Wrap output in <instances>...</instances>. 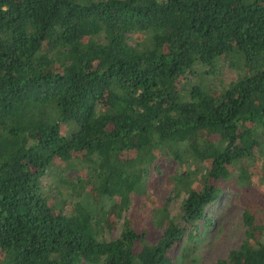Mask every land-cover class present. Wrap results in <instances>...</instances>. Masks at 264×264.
Listing matches in <instances>:
<instances>
[{"label":"trees","instance_id":"16d2710c","mask_svg":"<svg viewBox=\"0 0 264 264\" xmlns=\"http://www.w3.org/2000/svg\"><path fill=\"white\" fill-rule=\"evenodd\" d=\"M222 60L236 78L202 85ZM260 156L264 0H0V264H170L220 181L236 170L235 183L258 187ZM163 157L184 167L171 197L105 240L104 215L143 195ZM63 164L83 170L61 179L69 215L41 186ZM242 223L240 245L214 264H264V204H244Z\"/></svg>","mask_w":264,"mask_h":264},{"label":"rangeland","instance_id":"374dc122","mask_svg":"<svg viewBox=\"0 0 264 264\" xmlns=\"http://www.w3.org/2000/svg\"><path fill=\"white\" fill-rule=\"evenodd\" d=\"M132 41L131 38L128 39V42ZM236 75V70L230 67L225 60H222L212 74H202L200 83L211 89H220L233 81ZM191 80L198 81L199 79L191 78ZM260 160L264 167V156H260ZM252 166V178L257 180L258 187L242 188L240 184L235 183L236 170L232 171V174L223 181H220L218 183L221 188L219 197L206 205L203 217L192 228L185 229L180 241L170 250V264H214L218 259L225 258L230 250L236 249L240 245L244 238L245 229L242 223L243 205L253 201L264 204V179L259 180L262 165L260 166L258 162H255ZM181 170H184V167H179L171 157H163L151 162L147 166L144 179L145 193L136 197L131 195L126 209L119 218H116L112 211L108 210L104 215L105 221H103L99 231L101 236L105 240L117 237L122 226V219L130 215L132 211H135L144 221H149L152 216V209L159 207L169 196L171 197L172 185L169 178ZM82 171L78 164H72V166L63 164L62 167L51 170L42 177L43 191L47 196L56 199L62 198L63 211L67 215L72 212L74 199L71 191L70 194L68 193L70 188L61 179L75 183ZM87 189L88 185L84 184L82 190L86 191ZM179 205L180 197L170 199L167 205L170 216L173 217L178 212ZM107 223H110L111 226L107 227ZM160 233L158 230L152 235L153 243L158 239ZM77 264L88 263L80 260Z\"/></svg>","mask_w":264,"mask_h":264}]
</instances>
